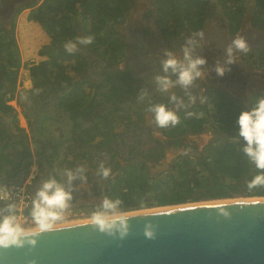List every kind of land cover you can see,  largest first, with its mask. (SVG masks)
I'll return each mask as SVG.
<instances>
[{
  "label": "flooded vegetation",
  "instance_id": "obj_1",
  "mask_svg": "<svg viewBox=\"0 0 264 264\" xmlns=\"http://www.w3.org/2000/svg\"><path fill=\"white\" fill-rule=\"evenodd\" d=\"M32 1L0 0V19L13 18L21 6ZM157 3L158 0H132L123 23L109 24L108 31L116 33L121 45L118 58L117 54H110L103 61L85 48L81 49L86 63L81 66L78 76L86 75L92 79L91 73L94 72L99 79L93 76L92 81L100 84L101 90L109 94V104L115 107L117 105L114 104L124 100L123 104L127 103L128 109L127 115L125 113L122 117H111L110 114L101 117L98 142L83 156L90 161L87 167H83L85 171L80 173L86 180L73 181L65 189L68 191L71 188L73 200L64 217H76L82 210L98 207L106 196L108 183L124 177L125 172L146 170L150 177L165 174L178 158L197 157L216 137L211 130L196 134H172L169 132L171 125L160 128L145 117L153 114L147 110L150 106L163 104L166 110L175 112L179 117L197 110L200 112L203 107L212 112L211 102L216 92L225 94L245 109L250 107L255 94L264 95V67L260 66L263 60L259 59L264 44L254 42L250 36V31H260L251 26L253 12L249 16L244 12L236 29L224 14L217 16L216 22L212 24L206 17L198 31L203 32L201 39L188 29L179 34L170 23L164 25ZM237 36H243L249 51L243 53L234 50V63L228 66L230 71H226L222 77L217 76L214 71L216 63L219 61L224 65L226 47ZM189 39L196 41L192 57H203L207 63L200 68L201 78L185 89L175 84L177 75L171 69L167 73L163 71V61L168 58L165 51L172 52L178 60L183 61V48ZM157 76H167L174 86L161 92L156 82ZM71 83L69 81L67 84ZM127 86H130V92L126 100ZM111 89L116 94H112ZM173 95L179 102L170 99ZM190 96L194 98L191 101ZM98 111L101 115L105 110L99 107ZM206 136L208 141H204ZM101 163L110 169L106 179L98 174ZM29 184L26 183L27 190Z\"/></svg>",
  "mask_w": 264,
  "mask_h": 264
},
{
  "label": "trees",
  "instance_id": "obj_2",
  "mask_svg": "<svg viewBox=\"0 0 264 264\" xmlns=\"http://www.w3.org/2000/svg\"><path fill=\"white\" fill-rule=\"evenodd\" d=\"M132 0H34L27 7L31 8L28 19L38 23L50 37V45L40 51L48 59L28 68L29 74L37 85L38 79L49 81L51 78L68 79L60 71V62L69 57V53L58 48L62 42L72 41L76 37V25L73 18L82 15L86 18L84 37L92 36L93 42L88 47L95 53L105 55L119 54L121 45L116 33L108 31L109 24H121ZM245 0H158L157 10L163 24L169 23L178 33L185 29L196 33L205 20L206 12L211 7H219L224 16L236 29L244 13ZM254 11L251 26L264 31V0H253ZM24 7L20 8V12ZM50 49V53H47ZM260 64L264 67V49L259 54ZM20 58L13 34L7 35L0 29V109L11 113L12 108L5 104V95L15 89V81ZM3 80L9 87L3 88ZM69 80V79H68ZM73 100L81 99L74 94ZM262 94H255V98ZM85 94H82V99ZM234 103L225 94L216 92L211 102L212 112L205 107L193 112L192 116H179L180 122L170 126L169 132L201 133L211 130L216 137L203 148L195 158L180 157L172 169L157 177H150L148 171L130 170L124 177L108 183L106 196L121 200L119 206L124 211L134 210L141 204L157 207L179 205L199 199H231L236 196L264 197V186L249 190L247 185L256 175L264 170L257 169L242 149L246 146L238 136L237 117L241 111L249 110ZM77 104H72L75 107ZM200 113V115H197ZM165 180V181H164ZM169 184V189L167 185ZM3 185V184H2ZM1 186V185H0ZM199 193L196 199L193 194ZM150 194L153 196L151 198ZM154 194V195H153Z\"/></svg>",
  "mask_w": 264,
  "mask_h": 264
},
{
  "label": "crops",
  "instance_id": "obj_3",
  "mask_svg": "<svg viewBox=\"0 0 264 264\" xmlns=\"http://www.w3.org/2000/svg\"><path fill=\"white\" fill-rule=\"evenodd\" d=\"M27 5L13 18L0 19V29L7 35L15 36L20 58L15 89L5 95V104L12 108V112L5 113L0 109V185L26 184L32 177L28 190L34 198L42 183L50 177L65 189L69 187L65 175L67 169L77 176L73 181L80 180L77 169L89 165L90 161L83 156L98 142L102 125L100 119L109 114L111 117H122L128 104H123L124 100L114 104L117 105L115 107L109 104V94L101 90L100 84L92 81L93 76L94 79L98 78L94 72L91 73L92 79L86 75L78 76L86 63L81 49L85 48L103 61L109 56L95 53L88 45L77 42V38H84V24L88 22L82 15L74 23L76 37L57 46L69 53L65 44L76 43V51L59 61L62 76L69 80L51 78L47 81L39 78L37 85H34L28 68L48 59L40 51L49 46L51 40L38 23L28 19L31 8ZM47 53H50V49H47ZM119 55L120 51L117 58ZM69 81L72 83L67 84ZM2 82L4 90L8 91V83L5 80ZM129 88L127 86L125 89L126 100ZM111 92L115 93L112 89ZM72 94L81 100H73ZM74 103L77 105L72 107ZM99 107L105 110L101 115ZM145 117L156 123L154 113ZM8 214L7 205L0 203V216Z\"/></svg>",
  "mask_w": 264,
  "mask_h": 264
},
{
  "label": "water",
  "instance_id": "obj_4",
  "mask_svg": "<svg viewBox=\"0 0 264 264\" xmlns=\"http://www.w3.org/2000/svg\"><path fill=\"white\" fill-rule=\"evenodd\" d=\"M125 214L123 239L90 220L55 225L35 247L0 249V264H264V198Z\"/></svg>",
  "mask_w": 264,
  "mask_h": 264
},
{
  "label": "clouds",
  "instance_id": "obj_5",
  "mask_svg": "<svg viewBox=\"0 0 264 264\" xmlns=\"http://www.w3.org/2000/svg\"><path fill=\"white\" fill-rule=\"evenodd\" d=\"M195 36L202 39L203 32H196ZM93 39L92 36H87L77 38V42L88 45L93 42ZM195 44L196 41L194 39L186 41L187 46L183 48V61L178 60L172 52L165 51V55L168 58L163 61V71L167 73L171 69L172 73L177 75L175 84H179L185 89L191 86L194 80L201 78L202 72L200 68L207 63L203 57H192L191 53ZM65 49L69 53L75 52L76 43H66ZM234 50L243 53L249 51V46L243 36H237L226 47L224 65H221L217 61L214 69L217 76L222 77L226 71H230L228 66L234 63ZM156 82L161 92H166L174 86V82L167 76H157ZM143 95L142 93L141 98H143ZM170 99L177 101L175 95L171 96ZM193 99V97H189L190 101ZM252 103L253 106L249 110L241 111L237 117L238 136L246 144L242 151L255 164L257 169L264 170V95L255 98ZM147 110L154 113L155 122L160 128H167L169 125L175 126L180 122V118L176 113L166 110V106L163 104L150 106ZM187 115L192 116L193 113L189 112ZM84 171V168L77 169V173H83ZM98 174L106 179L110 175V169L101 163ZM65 175L67 176L69 185H71L74 179H77V176L70 169L65 170ZM79 179L85 181L86 177L80 175ZM257 186H264V172L256 175L247 185L249 190ZM0 191L4 190L0 189ZM7 198V194L5 193L4 199ZM72 200L71 188L66 191L56 179L50 177L42 183L31 201V224L34 227L23 226L18 216L14 214L17 206L9 203L7 205L9 214L0 217V249L7 250L10 247L22 248L25 245L35 247L37 239L41 234L52 231L54 225L64 219V213L71 207ZM121 203L119 199H109L105 196L102 203L91 213L90 226L94 230L109 236L119 233V238L123 239L127 235L128 226L126 214L119 208ZM220 210L223 211L222 208ZM224 215L227 216L228 214L224 212ZM146 235L151 238L153 233L148 231Z\"/></svg>",
  "mask_w": 264,
  "mask_h": 264
},
{
  "label": "rangeland",
  "instance_id": "obj_6",
  "mask_svg": "<svg viewBox=\"0 0 264 264\" xmlns=\"http://www.w3.org/2000/svg\"><path fill=\"white\" fill-rule=\"evenodd\" d=\"M254 10V2L253 0H245L244 1V12L249 16ZM219 15H223L222 11L220 10L219 7H211L210 9H208V12H207V15L206 17L209 19V22L212 24V23H215L217 18L219 17ZM218 16V17H217ZM79 21V15H76L74 18H73V22L74 23H77ZM15 37V36H14ZM15 39V38H14ZM31 52L29 51V54ZM209 135V134H207ZM208 136H206V139H204V141H208L209 139H207ZM165 181V180H164ZM168 184V183H167ZM169 184L167 185V189H169ZM154 195V194H153ZM151 198L153 197L151 194H150ZM200 194L197 193V194H193V197L196 199L197 197H199ZM248 197H245L243 195L241 196H236V197H233L231 198L232 200L234 199H247ZM252 198H264V197H252ZM218 200H224V199H206V198H201L199 200H192V201H188L186 203H183V204H200V203H205V202H212V201H218ZM151 205H145V204H141L138 208L134 209V210H126L124 211L123 209H121L120 207V210L123 211L124 213H132V212H138V211H143V210H148V209H154V208H159L157 207V205L154 203V201H151ZM183 204H179V205H183ZM169 206H172V205H169ZM165 207V206H164ZM97 207H93V208H89L87 210H82L81 211V214H78V216L76 217H64V219L62 220V222L64 221H78V220H87L89 219L90 220V216H91V213L96 209ZM142 209V210H141ZM58 223H61L60 222H57Z\"/></svg>",
  "mask_w": 264,
  "mask_h": 264
},
{
  "label": "built area",
  "instance_id": "obj_7",
  "mask_svg": "<svg viewBox=\"0 0 264 264\" xmlns=\"http://www.w3.org/2000/svg\"><path fill=\"white\" fill-rule=\"evenodd\" d=\"M32 178V177H31ZM29 179L28 183H30ZM0 203L8 205L9 203L15 204L17 207L14 210L19 218V221L25 227H34L31 224V210H32V197L27 190L26 184L21 185H11L3 184L0 186ZM5 193L7 194V199H4ZM62 222V221H61Z\"/></svg>",
  "mask_w": 264,
  "mask_h": 264
},
{
  "label": "bare ground",
  "instance_id": "obj_8",
  "mask_svg": "<svg viewBox=\"0 0 264 264\" xmlns=\"http://www.w3.org/2000/svg\"><path fill=\"white\" fill-rule=\"evenodd\" d=\"M256 198H247V199H224V200H218V201H212V202H205L206 204L208 203H216V202H230V201H240V200H255ZM201 204V203H200ZM189 205H196V204H183V205H172V206H163V207H159V208H154V209H148V210H143V211H138V212H132V213H140V212H149L152 210H163V209H170V208H174V207H185V206H189ZM142 210V209H141ZM89 220V219H87ZM86 220H78V221H74V222H70V223H77V222H84ZM64 224H69V223H64ZM62 225V224H61Z\"/></svg>",
  "mask_w": 264,
  "mask_h": 264
}]
</instances>
